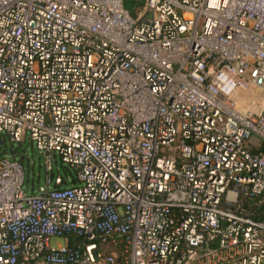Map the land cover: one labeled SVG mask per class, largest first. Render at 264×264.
Wrapping results in <instances>:
<instances>
[{"label": "built area", "instance_id": "obj_1", "mask_svg": "<svg viewBox=\"0 0 264 264\" xmlns=\"http://www.w3.org/2000/svg\"><path fill=\"white\" fill-rule=\"evenodd\" d=\"M7 138L0 264H264V0H0Z\"/></svg>", "mask_w": 264, "mask_h": 264}, {"label": "rangeland", "instance_id": "obj_2", "mask_svg": "<svg viewBox=\"0 0 264 264\" xmlns=\"http://www.w3.org/2000/svg\"><path fill=\"white\" fill-rule=\"evenodd\" d=\"M127 7L133 12L136 13L141 7L146 5V0H126ZM251 96V97H250ZM253 95L248 96V100L243 101V104H240L242 109L248 107L251 104V99ZM16 153H10V148L12 143L7 138L6 144L2 147L0 151V156H8L10 158H16L21 160L25 169V180L27 185V191L30 193L32 191L37 192L38 187L43 188L45 186L46 179V167H45V158L38 150L32 146V144L26 140L21 143H14ZM53 178L57 175L63 176L65 179L69 178L68 185H70L73 177L76 176V173L73 169H67L61 159L57 156V163H53ZM65 243L62 238H54L51 241L52 246L58 247Z\"/></svg>", "mask_w": 264, "mask_h": 264}, {"label": "trees", "instance_id": "obj_3", "mask_svg": "<svg viewBox=\"0 0 264 264\" xmlns=\"http://www.w3.org/2000/svg\"><path fill=\"white\" fill-rule=\"evenodd\" d=\"M125 8H126L127 10H129V11L131 12L132 15H137L138 11H139L142 7H141L139 10H137L136 13H133V12L127 7V1L125 0ZM14 153H16V150L14 151ZM14 153H13V154H14Z\"/></svg>", "mask_w": 264, "mask_h": 264}, {"label": "water", "instance_id": "obj_4", "mask_svg": "<svg viewBox=\"0 0 264 264\" xmlns=\"http://www.w3.org/2000/svg\"><path fill=\"white\" fill-rule=\"evenodd\" d=\"M0 151H1V147H0ZM14 151H15V147L14 146H12L11 148H10V153H14Z\"/></svg>", "mask_w": 264, "mask_h": 264}]
</instances>
